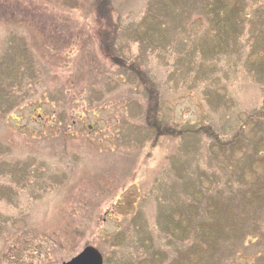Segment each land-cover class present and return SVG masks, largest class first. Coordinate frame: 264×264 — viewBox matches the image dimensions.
<instances>
[{
	"label": "rangeland",
	"instance_id": "rangeland-1",
	"mask_svg": "<svg viewBox=\"0 0 264 264\" xmlns=\"http://www.w3.org/2000/svg\"><path fill=\"white\" fill-rule=\"evenodd\" d=\"M261 110L264 0H0V264H264Z\"/></svg>",
	"mask_w": 264,
	"mask_h": 264
},
{
	"label": "water",
	"instance_id": "water-1",
	"mask_svg": "<svg viewBox=\"0 0 264 264\" xmlns=\"http://www.w3.org/2000/svg\"><path fill=\"white\" fill-rule=\"evenodd\" d=\"M61 264H102V256L93 246H86L79 254Z\"/></svg>",
	"mask_w": 264,
	"mask_h": 264
},
{
	"label": "trees",
	"instance_id": "trees-1",
	"mask_svg": "<svg viewBox=\"0 0 264 264\" xmlns=\"http://www.w3.org/2000/svg\"><path fill=\"white\" fill-rule=\"evenodd\" d=\"M101 6H104L103 4L101 5ZM101 11V8H99V12ZM103 13H104V11H103ZM104 16V15H103ZM108 18L109 19H111V16L110 15H108ZM109 32H111L110 31V29H109ZM109 34V33H108ZM103 51L105 52V54H108L109 53V51H108V48H106V47H103ZM152 92V91H151ZM254 116H258V117H264V110H261V111H259L258 112V114H256V115H254ZM253 116V117H254ZM160 127L159 128H156V130H154V134L155 135H160L161 133V131L162 132H165V131H163V128H164V126H162V125H159ZM158 131H160V132H158ZM197 131V130H196ZM166 133H168V132H166ZM169 134V133H168ZM235 136H237V135H235ZM172 240H174V239H172Z\"/></svg>",
	"mask_w": 264,
	"mask_h": 264
}]
</instances>
